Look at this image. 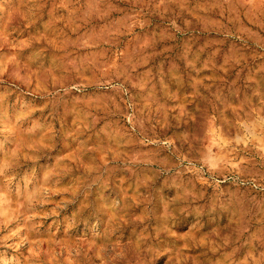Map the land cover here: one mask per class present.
<instances>
[{"label": "clouds", "instance_id": "1", "mask_svg": "<svg viewBox=\"0 0 264 264\" xmlns=\"http://www.w3.org/2000/svg\"><path fill=\"white\" fill-rule=\"evenodd\" d=\"M0 264H264V0H0Z\"/></svg>", "mask_w": 264, "mask_h": 264}]
</instances>
